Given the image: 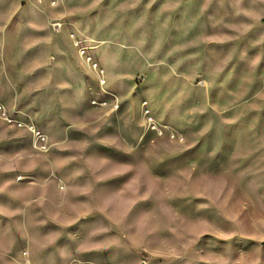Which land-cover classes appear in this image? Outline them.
Listing matches in <instances>:
<instances>
[{
  "label": "rangeland",
  "instance_id": "374dc122",
  "mask_svg": "<svg viewBox=\"0 0 264 264\" xmlns=\"http://www.w3.org/2000/svg\"><path fill=\"white\" fill-rule=\"evenodd\" d=\"M47 199L69 264H264V0H0V264Z\"/></svg>",
  "mask_w": 264,
  "mask_h": 264
},
{
  "label": "crops",
  "instance_id": "0c3cea01",
  "mask_svg": "<svg viewBox=\"0 0 264 264\" xmlns=\"http://www.w3.org/2000/svg\"><path fill=\"white\" fill-rule=\"evenodd\" d=\"M47 201H48V203H47L48 218L46 221L50 222V225L47 226L49 229L46 230L47 232H45L44 236L50 240L45 242L44 246L47 245V247L42 249L44 251L41 254L42 255L44 254V257H45V261H43V262L45 264H69V262H67V261H69V259L72 257V255L69 256V255L65 254L64 244H60V246H58L59 249H60V247L62 249H60V250L56 249L55 251H50V249L52 248L51 245H54V243H56V244L59 243V241H57V240L63 238L64 234L66 235L68 233V234H71L72 237H74L75 234L77 235L78 233L74 228H72L73 226L70 225L71 219L69 217H67V215H69V214H65V212H66L65 201H62L60 203L56 202L55 199H47ZM30 202H31V200L30 201L28 200L26 205L29 204ZM31 206H33L32 203H31ZM22 207H23V205H22ZM32 210L30 209L29 212L36 211V210H33V211ZM27 221H29V220H27ZM51 222L59 223L60 225L51 224ZM66 223H69V225L67 227H64V225ZM31 226L35 227L36 225H31ZM35 229H36V227H35ZM13 238H15V236L11 235L10 242L8 245L9 247L13 244V240H12ZM45 253H46V255H45ZM34 261H35V263L37 262L36 264H40L42 262L41 260L38 262L37 258H35V257H34Z\"/></svg>",
  "mask_w": 264,
  "mask_h": 264
},
{
  "label": "built area",
  "instance_id": "2783aa9c",
  "mask_svg": "<svg viewBox=\"0 0 264 264\" xmlns=\"http://www.w3.org/2000/svg\"><path fill=\"white\" fill-rule=\"evenodd\" d=\"M37 135L43 137V136L41 135V133H39V132L37 133ZM44 139H45V138H44Z\"/></svg>",
  "mask_w": 264,
  "mask_h": 264
}]
</instances>
